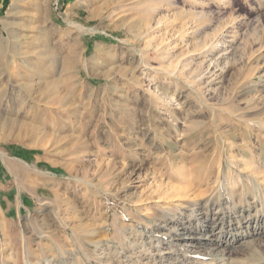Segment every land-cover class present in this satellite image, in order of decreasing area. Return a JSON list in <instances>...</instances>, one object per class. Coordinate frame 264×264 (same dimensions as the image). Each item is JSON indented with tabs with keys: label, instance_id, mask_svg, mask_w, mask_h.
Segmentation results:
<instances>
[{
	"label": "rangeland",
	"instance_id": "1",
	"mask_svg": "<svg viewBox=\"0 0 264 264\" xmlns=\"http://www.w3.org/2000/svg\"><path fill=\"white\" fill-rule=\"evenodd\" d=\"M105 254L264 264V0H0V264Z\"/></svg>",
	"mask_w": 264,
	"mask_h": 264
},
{
	"label": "bare ground",
	"instance_id": "2",
	"mask_svg": "<svg viewBox=\"0 0 264 264\" xmlns=\"http://www.w3.org/2000/svg\"><path fill=\"white\" fill-rule=\"evenodd\" d=\"M228 200H229L228 197L225 198L226 203L228 202ZM222 219H224V218L219 217V214L217 213L216 217L213 216L211 218V222L209 221L210 220L209 219V220H203L201 222V224H198L200 226L197 229H195V231H193V233H191V232L186 233L183 231L179 232L180 230L178 228L176 229L174 227L168 229V228H166L165 225H160V226L157 225V226L165 229L167 231V233L149 231V230H147L146 226L145 227H139V228L141 231H144L148 235V238H150V242L165 243V244H169L171 246H176L180 251L188 254V253L193 252L192 250H194V253H195V249H198L200 247V245H204L206 243L214 244L216 250L219 249L218 246H221V245L228 246V244H230V243H228V240H226V237L228 235L235 237L233 239H235V241H238V242H241L244 239L243 237H241L242 235L241 236L239 235L238 230H240L239 229L240 227H237V226L233 227L234 225L232 226V223L230 222V220L227 223L230 226L226 227L225 226L226 222L221 221ZM246 223H247L246 226L252 227V221L251 220L247 221ZM179 225H180V221H179ZM184 229H185L184 225L182 224L181 230H184ZM231 231H234L237 234H235V233L231 234L230 233ZM113 243H115V242L113 241ZM209 245H211V244H209ZM163 249H165V248H163ZM167 253H169V252H165L164 254H167ZM216 254H217V252H216ZM209 255H210V253H209ZM213 255L215 256V254H213ZM217 255H219V254H217ZM191 257H193V256H191ZM108 258H110V257H108ZM106 262H107V254H105L103 264H106ZM108 262H109V259H108ZM128 262H131V261L128 260ZM133 263L131 262V264H133Z\"/></svg>",
	"mask_w": 264,
	"mask_h": 264
}]
</instances>
